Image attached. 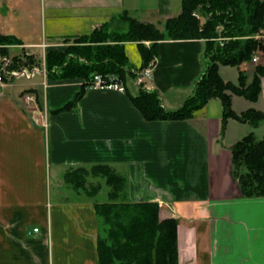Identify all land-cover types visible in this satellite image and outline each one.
<instances>
[{"label": "crops", "instance_id": "1", "mask_svg": "<svg viewBox=\"0 0 264 264\" xmlns=\"http://www.w3.org/2000/svg\"><path fill=\"white\" fill-rule=\"evenodd\" d=\"M180 9L175 0H0V35L21 43L0 50L13 67L24 57L42 67L48 47H65L66 38L88 35L123 11L161 30ZM124 46L140 68L136 43ZM204 50L203 40L158 42L146 85L165 109H179L193 94ZM261 61L242 66L247 84ZM219 75L238 84L237 67L219 65ZM37 76L8 83L0 97V264H98L95 205L109 201L96 199L108 187L93 172L99 165L124 179L120 202L156 203L160 220H176L179 264H264V198L242 196L231 164V147L250 132L262 139L264 121L253 127L229 119L221 138L218 98L184 121H146L131 101L139 91L133 75L124 92ZM25 94L35 100L27 104ZM227 94L234 113L264 114V77L255 102Z\"/></svg>", "mask_w": 264, "mask_h": 264}, {"label": "trees", "instance_id": "2", "mask_svg": "<svg viewBox=\"0 0 264 264\" xmlns=\"http://www.w3.org/2000/svg\"><path fill=\"white\" fill-rule=\"evenodd\" d=\"M180 8L177 16L164 21L161 30L123 11L88 35L72 41L66 38L65 47H48L45 54L47 78L64 81L89 80L93 75L114 76L124 84L133 69L125 52L126 43L137 45L142 60L139 70L156 56L160 41L203 40L204 73L196 82L193 94L179 109H165L157 92L143 89L131 98L133 105L146 121H184L210 99L218 98L223 109L221 138L229 119L259 126L264 114L255 110L234 113L227 92L251 102L259 98L264 77V38L254 37L264 31V0H181ZM220 38L225 40L219 42ZM144 42L150 45L147 47ZM11 45L21 43L12 36L0 35V46ZM5 47L0 50L2 54L8 51ZM254 54L262 61L255 66L253 79L247 84L242 66L251 63ZM24 58L35 63L33 57ZM24 58H16L17 63L26 64ZM219 65L238 68L237 85L221 79ZM84 89L82 85L81 90ZM36 97L41 104L42 94ZM73 103L63 109L70 108ZM231 164L232 176L242 196L264 198V137L257 139L250 132L235 143L231 147ZM93 172L104 177L109 188V201L95 205L102 230L97 236L98 264H179L176 220H160L156 203L120 202L118 197L124 179L110 167L99 165ZM74 175L73 171L66 174L69 181ZM83 180L84 177L79 183Z\"/></svg>", "mask_w": 264, "mask_h": 264}, {"label": "built area", "instance_id": "3", "mask_svg": "<svg viewBox=\"0 0 264 264\" xmlns=\"http://www.w3.org/2000/svg\"><path fill=\"white\" fill-rule=\"evenodd\" d=\"M255 39H263L264 32L258 34L254 37ZM225 38H220L219 42H223ZM45 46V45H44ZM259 61V56L254 54L252 57V62L257 63ZM14 61L5 54L0 53V97L3 96V89L6 87L8 83L15 81L16 79L25 78L27 81L32 80L37 75H42L46 78L47 73L45 69V65L42 67L37 65L32 66H23L13 67ZM131 73L134 75L135 84L138 88L143 89L146 92L153 91L151 86L146 85V81H150L152 79V65L150 64L143 70L131 69ZM83 86L93 90H114L118 92H124V85L117 81L114 76H101V75H93L89 80H83ZM45 86V82L43 83ZM25 102L28 104L29 102H33L35 100L34 96L31 94H25L24 96ZM38 228H33V233H38Z\"/></svg>", "mask_w": 264, "mask_h": 264}, {"label": "rangeland", "instance_id": "4", "mask_svg": "<svg viewBox=\"0 0 264 264\" xmlns=\"http://www.w3.org/2000/svg\"><path fill=\"white\" fill-rule=\"evenodd\" d=\"M175 4L176 5H178V6H180V0H175ZM122 27H124V26H122ZM219 31H220V29H219ZM264 32V31H263ZM146 45V44H145ZM33 52H36V53H40V50H33ZM37 56V55H36ZM38 57V56H37ZM39 58H41V54H39ZM19 60H21V59H19ZM24 63H26V64H21L20 63V65H23V66H32L33 64H39L40 65V61H39V59H35V63L33 62V63H30L29 62V60L27 59V58H25L24 60ZM18 67H20V66H18ZM136 70H138V68L136 69ZM41 78V76H36L34 79H32V80H30V81H27V79H25V78H20V79H16V81L15 82H17L18 84H20V86H23V85H27V84H29V83H31V82H33L34 80H37V79H40ZM134 81V83H135V79L133 80ZM149 83V81H146V84H148ZM136 85V84H135ZM20 86H18V87H20ZM137 86V85H136ZM131 86H129V88H130ZM19 89H23V87H21V88H19ZM139 89V88H138ZM109 190V188L107 187H105V186H103V190L98 194V196H96V199H97V202H107L108 201V196L106 197V192Z\"/></svg>", "mask_w": 264, "mask_h": 264}]
</instances>
